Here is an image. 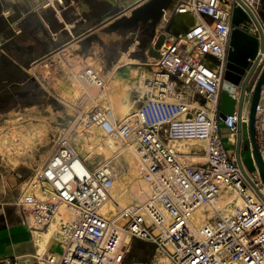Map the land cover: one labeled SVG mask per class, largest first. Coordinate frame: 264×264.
I'll use <instances>...</instances> for the list:
<instances>
[{
    "label": "built area",
    "instance_id": "built-area-1",
    "mask_svg": "<svg viewBox=\"0 0 264 264\" xmlns=\"http://www.w3.org/2000/svg\"><path fill=\"white\" fill-rule=\"evenodd\" d=\"M242 1L244 5L239 0L175 3L153 39L156 46L163 36L158 57L144 63L154 67L143 72L150 74L145 78L148 90L144 96L135 92L137 107L131 114L116 116L108 98L105 106H76L72 120L59 132L52 156L35 174L50 182L53 194L38 198L22 191L12 202L31 233L48 229L55 220L54 238L61 250L42 254L36 250L29 256L6 258L3 264H128L126 254L134 240L154 244L174 264H264V199L257 191L264 195L260 188L264 184L256 164L253 172L244 166L250 180L246 177L236 156L228 152L221 132L222 124L238 132L237 108L225 117L219 108L233 9L239 5L250 16L248 6L260 17L262 0ZM40 3L58 6L60 11L68 7L66 0ZM178 14H192L196 20L183 32H176L177 25L171 20ZM261 23L264 27V21ZM247 29L258 34L254 24ZM81 78L87 84H105L90 66L81 72ZM261 106L260 100L257 113ZM244 114L242 122L249 123V112ZM79 126L101 127L134 146L140 156L141 173L151 194L145 201L122 208V224L101 212L119 177L118 168L112 160L89 163L78 152L73 138ZM179 140H199L201 144L180 152L174 145ZM257 141L264 160V130H257ZM88 147L96 149L92 142ZM226 189L236 190L242 204L222 211L215 202ZM61 204L74 212L56 220ZM200 211L207 219L195 226L193 217Z\"/></svg>",
    "mask_w": 264,
    "mask_h": 264
},
{
    "label": "bare ground",
    "instance_id": "bare-ground-1",
    "mask_svg": "<svg viewBox=\"0 0 264 264\" xmlns=\"http://www.w3.org/2000/svg\"><path fill=\"white\" fill-rule=\"evenodd\" d=\"M117 1L121 4L127 3L131 5V3L133 4L139 2L140 0ZM173 5L174 4L166 10L164 17H162L158 23V30L154 40L157 39L158 33L162 30L167 20V14L172 9ZM124 12L127 16H129L131 14V8L128 7ZM57 13L59 18L64 20L60 10H57ZM194 21L195 18L192 14H178L175 17L174 24L177 25V28H179L181 32H183L185 27L189 24L191 25ZM67 25L74 26L73 23H67ZM135 45L136 44H134L133 47ZM78 47L79 44L77 41H71L67 44V46L64 48L62 47L60 51L52 55L53 57H58L62 62L63 69L65 70L64 75H60L56 69L52 70L51 65H41L40 72L42 73V76L48 80V83L54 88L62 101L69 107L73 108L75 105L84 103L86 107L90 108L93 104L98 105L100 102L104 101L107 96H110L109 88H107L109 82L107 81L109 77L112 76V72H116V70L124 66L126 62L120 61L114 64L111 69H106V64L104 63L105 61L99 56L91 54L84 57L82 53L74 51ZM149 57L153 59L152 56ZM38 66L39 64H34L29 70L34 73ZM89 66L105 80L104 87L87 84L82 80L81 72ZM148 75L150 74L144 73L142 81H140L143 83V85H141L143 90L142 93H139V96H144L143 94H145L148 90V84L145 81V78ZM122 91L126 95L130 92L128 89H123ZM118 93L115 92L112 94L113 96L111 95V97H113L112 99H114V103L118 102L117 106L110 107L116 116L124 117L131 114L136 106H134L131 101H126L123 98V93ZM263 100L264 83L261 90V103ZM102 105L105 106L106 104L104 103ZM18 119L20 118H17L16 121ZM16 121L12 123L6 135L0 137V152L9 159L13 160L15 163L23 154L29 152V150L37 149L39 144H42V146L48 145L50 141V126L47 118L45 119L40 117L27 127L18 126L19 124L16 125ZM73 140L78 152H82L81 154L86 157L89 163L112 160L113 165L118 168L119 177L115 180L113 186L111 187V197L104 203L101 208V212L106 216H115L114 221L117 224H122L124 222V218L121 214L122 208L128 206L132 202L140 203L145 201L151 194L150 184L141 173L140 156L138 152L134 146L122 142L120 138L106 133L98 126H91L89 128L79 126ZM88 142H92L94 148L96 149H89ZM200 144L201 142L199 140H179L174 143L175 147L179 149L180 152H187L190 148H196ZM53 148L54 146L48 151L45 150L41 152L40 159L38 160V172L42 170L46 162L52 156ZM96 156L99 159H97ZM189 160L194 161L196 160V157H189ZM260 188L264 193V187L261 186ZM23 191L33 192L38 198H46L53 194V188L50 182L43 178H36V176H33L30 181L24 184ZM241 204L242 197L238 195L234 189L224 190L215 202V206L222 211L233 209L235 206H239ZM69 211L74 212L73 208L70 209L65 204H61L56 220H58L60 216H66ZM206 219V214L201 211L197 212L193 217V224L195 226H200ZM56 225L57 223L54 220L48 229H34L32 231L34 242L38 246L41 254L46 252L47 249H50L51 246L56 248L57 251L61 249L60 244L54 238ZM157 259L156 264H174L168 255H162Z\"/></svg>",
    "mask_w": 264,
    "mask_h": 264
},
{
    "label": "rangeland",
    "instance_id": "rangeland-1",
    "mask_svg": "<svg viewBox=\"0 0 264 264\" xmlns=\"http://www.w3.org/2000/svg\"><path fill=\"white\" fill-rule=\"evenodd\" d=\"M105 5L106 2L103 0H97L94 10L98 12V10L102 9L100 7H104ZM173 11L174 8L169 11L168 16ZM107 24L88 19L85 22L78 23L69 38H73L72 41H76L79 33H85L84 36L88 35L80 46L82 51H86L84 57L91 54L99 56L105 61L106 69H111L114 64L120 61L126 62L116 72H112L113 77H109L107 88H109L110 96L106 98L110 100L111 106L115 107L118 102H115V104L111 95L115 92L123 93V89H128L130 90L129 94L123 93V98L126 101H131L136 106L134 102L135 92L142 93L143 88L141 85L143 83L140 81H142L143 72L154 67L144 65V63L152 60L149 56L158 57V47L163 40V36L161 35L156 46H153L157 25L154 26L151 22L147 23L144 27H133L130 31L125 28L117 30L109 27ZM67 34L64 33L62 40H64ZM62 40L58 41L59 48L54 53L60 51L62 47L67 46V44H62ZM134 44L136 45L133 47ZM74 51L80 52L77 49ZM52 55L50 54L40 64L51 65L52 70L56 69L60 75H64L65 70L63 69L62 62L58 57H53ZM32 65L26 66L27 69H24L25 79L20 83H16V87H12V84H9L4 91L0 92V137L6 135L17 118L20 119L16 121V125L19 124L18 126L27 127L33 121L42 117L47 118L49 121L50 141L45 146L39 144L38 150H29L16 163L0 152V225L2 222H6V217H16V209L12 204L14 198L23 191L24 184L30 181L38 172V160L40 159L41 152L48 151L54 146L59 132L72 120L76 106H80L79 104L71 108L63 102L54 88L48 83V80L42 76L40 72L41 65L38 66V70L35 69L34 73L29 70ZM104 103L105 101H102L98 105L102 106ZM94 106L96 105L93 104L90 108ZM226 148L231 154L233 145L229 144ZM96 158L99 159L97 156ZM244 165L249 172H253L256 167L252 157H247L244 160ZM3 208L5 209L4 212L2 211ZM130 250L126 254L128 264H156L157 258L167 255L165 252L157 250L154 244L143 240H134L130 246Z\"/></svg>",
    "mask_w": 264,
    "mask_h": 264
},
{
    "label": "crops",
    "instance_id": "crops-1",
    "mask_svg": "<svg viewBox=\"0 0 264 264\" xmlns=\"http://www.w3.org/2000/svg\"><path fill=\"white\" fill-rule=\"evenodd\" d=\"M96 1L66 0L68 7L60 11L64 18V20H61L57 13V10L60 8L58 6L57 9L51 6L43 7L40 3L41 0H0V56L4 55L10 58L18 63L23 70H26V66L30 64L43 65L40 62L49 57L50 54L52 55L59 48L58 41L63 39L64 33L68 34L62 40L63 45L73 40L69 36L73 34V29L78 23L85 22L88 19L103 22L106 17L115 15L120 11L124 12L130 6V4H120L117 0H103L106 2V5L100 7L102 9L96 12L94 10ZM133 4L131 3V5ZM259 16V19L264 21V0L259 5ZM67 23H73L74 26H68ZM19 29H21V32L17 33ZM157 30L158 25L156 34ZM84 34L79 33L76 41L79 44L77 50L85 56L86 51H82L80 47L82 41L88 36H84ZM13 56L20 57L21 63L17 62ZM243 112L245 113L244 115L248 112L247 105H245ZM256 118V129L264 130V100ZM248 127L249 123L242 122L243 138L248 136ZM221 132L225 145H233L231 155L236 156L238 132H231L223 124ZM240 155L243 166H245L244 160L247 157H252L251 152L245 150H241ZM2 211L4 212L5 209L3 208ZM5 221V223L2 222L0 225V264H3L6 258L23 255L29 256L34 254L36 250H39L34 242L33 232L31 233L27 226L20 221L18 213L16 217H6ZM47 250L57 251L52 246Z\"/></svg>",
    "mask_w": 264,
    "mask_h": 264
},
{
    "label": "water",
    "instance_id": "water-1",
    "mask_svg": "<svg viewBox=\"0 0 264 264\" xmlns=\"http://www.w3.org/2000/svg\"><path fill=\"white\" fill-rule=\"evenodd\" d=\"M178 1V0H177ZM175 0H141L128 7L131 14L127 16L120 11L115 15L106 17L105 22L109 27L128 31L133 27H144L151 22L158 25L165 12ZM243 5V1L239 0ZM174 5L172 9L174 8ZM246 6V5H245ZM250 16L237 5L233 9V29L231 32L227 60L225 63L224 80L220 95V114L225 117L233 114L237 108L238 113V134L236 143V159L246 177L250 180L241 160V150L250 151L259 170L261 180L264 184V160L258 149L257 141V107L261 100V90L264 83V27L253 11L246 6ZM171 20L174 23L175 17ZM256 25L258 34H254L247 29L249 25ZM190 25V24H189ZM188 25L185 27L184 30ZM176 32H181L176 30ZM253 87V90L251 88ZM247 105L249 112L248 136L242 135V114ZM264 199V195L257 188Z\"/></svg>",
    "mask_w": 264,
    "mask_h": 264
},
{
    "label": "trees",
    "instance_id": "trees-1",
    "mask_svg": "<svg viewBox=\"0 0 264 264\" xmlns=\"http://www.w3.org/2000/svg\"><path fill=\"white\" fill-rule=\"evenodd\" d=\"M17 62L21 63L18 56H13ZM24 70L20 65L6 56H0V92L4 91L9 84L16 87V83H20L25 79Z\"/></svg>",
    "mask_w": 264,
    "mask_h": 264
}]
</instances>
